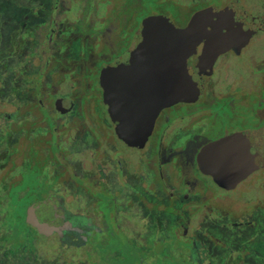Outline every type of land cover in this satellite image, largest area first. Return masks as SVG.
Here are the masks:
<instances>
[{"label": "flooded vegetation", "instance_id": "flooded-vegetation-1", "mask_svg": "<svg viewBox=\"0 0 264 264\" xmlns=\"http://www.w3.org/2000/svg\"><path fill=\"white\" fill-rule=\"evenodd\" d=\"M125 1L123 10L117 12L118 8H110L108 13L111 16L108 20L104 15L95 22L90 19V12L94 8L92 4H89L87 14L81 18L82 20H78V25L71 26L68 23L66 29L57 35V40L63 45L65 40L75 30H78L76 32H80V36L76 35L71 46L74 47L75 44L77 50H74L73 54L66 51L64 56L56 58L57 60L53 63L49 64L48 61L45 66L46 72L39 74L44 77L51 68L50 75H54L57 79V83L54 80V83L45 84V87L42 88L47 101L38 96L39 92L36 93L38 96L36 106L42 113L47 114L53 127H49L50 125L45 121L44 126H37L34 123L27 130L38 128L47 133V137L50 136L51 141L52 138H55V144L67 151L66 158L69 167L65 171L69 169L71 171L70 174L68 171L67 175L62 174L63 177L60 181L63 183L58 188L50 190L42 199L44 201L51 195H57L55 207L60 206L58 201L61 198L64 199L66 213L62 220L63 233L60 236L52 229L51 231L58 235L63 246L76 245L77 241L79 245L85 244L91 235L101 232L102 227L96 222L95 216L89 214L85 209L80 210L70 206L66 191L61 188L66 184L80 186L76 182L77 178L85 175L88 176V180L91 178L89 173L82 174L80 172L79 174L78 171H74V169L82 170L87 165L84 162L89 159L88 157L84 159V162L78 158L81 152L87 150L88 155L91 156L90 161L93 160V154L103 157L101 162H95L94 165L99 179V188L102 186L113 193L110 184V180L112 183L113 179L117 188L120 186L125 188L127 197L132 199V195L135 194L134 202H137L139 206L145 205L147 208L150 207L148 199L159 201L158 203L162 204V197L157 201L155 194L156 188H163V195H167L165 201L169 202L168 209L173 213L171 217V213L168 214L165 222L170 219L174 220L172 222L174 236L178 242H181L184 258L190 264H264V226H262L264 224V165L242 175L237 183L229 185L226 181L230 179L217 174L215 167L205 166L203 168L200 164V160H204V157L206 158L209 153L218 151L222 143L227 146L243 144L247 140L242 137L244 131L255 132L264 129L262 123L264 106L260 109L256 107L258 104L264 103V89L263 94L259 92L254 96L252 94L254 100L250 104L256 105L250 109L254 121L249 123L246 117L236 115L238 106L246 107L245 105H247V100L244 94H241V89L246 87L252 93L257 90L258 83L264 85V61L258 67L253 64V61L257 62L259 58L264 57V49L248 56L250 57L248 60L250 66L247 65L248 69L244 72L257 75L252 77L255 82L246 83L237 80L233 84L224 85L217 81L210 83L207 80L211 76H217L221 67L220 63L224 58L230 60V64L235 65L230 56H241L253 40L264 42V38L260 39V35L264 33V27L242 47L240 52L230 50L217 59L211 74L204 76V91L196 101L178 103L163 109L154 124L151 126L148 124L146 129L144 125L128 128L120 126L111 118V112L104 100L103 88L100 83L101 72L107 66L128 63L132 52L143 38V21L150 16L159 14L150 13L142 16L139 21L140 15L136 13L133 21L130 20V26L127 27L129 21L125 9L133 1ZM241 1L183 0L184 4L198 5L191 15L210 7L222 9L230 3H238L253 16L252 11L243 6ZM134 2L137 4V0ZM105 4L107 2L100 6L104 7ZM76 7L81 10L79 3H76ZM261 14L263 13H257L254 16ZM191 18L177 26L185 27ZM107 21L109 22L107 23ZM92 39L94 43L90 44ZM50 42H52L51 38ZM65 45L68 50V45ZM201 48L202 45L200 50ZM92 51L94 52L92 53ZM65 64L73 68L71 73H69L70 71L62 72ZM54 69L57 71L55 72ZM230 69L221 67L220 71H223L221 74H225L224 72ZM240 69L242 71V68ZM241 71L236 74L243 75ZM220 88H225L226 92L220 91ZM203 96L210 98L207 106L213 105L216 101L215 96L224 99V102L217 105L218 109L213 110L209 107L205 109L207 106L197 105ZM179 104L194 106L189 112L176 115V108ZM98 105L103 107V115H101ZM21 117V115L18 116L16 124L19 125L18 127L16 125L15 131L10 128L0 131V134L9 133L7 142L4 140L7 145H11V142L16 138L14 145L20 144V138H22L20 136L24 130L22 125L20 126ZM87 119L90 123L85 122ZM96 121L102 123V130L98 129ZM236 121L238 124L234 125ZM82 122L83 125L86 124L82 125V130L78 131V125ZM51 130L52 136L49 132ZM110 135L113 140L114 138L117 141L121 140L127 147L139 151L133 165L130 166V157L128 156V159L127 155L121 153L122 151L118 150L117 145L111 142ZM138 138H140L139 141ZM133 142L140 144L137 145ZM2 145L4 144L2 143ZM60 157L63 156L60 155ZM124 177H126V182L120 183L119 181ZM88 182L92 183L90 180ZM99 188H96V191ZM132 202L127 199L126 207H128V203L130 206ZM35 203L39 206L40 202ZM232 210L237 213L234 214ZM43 211L50 225V209H43Z\"/></svg>", "mask_w": 264, "mask_h": 264}, {"label": "rangeland", "instance_id": "rangeland-1", "mask_svg": "<svg viewBox=\"0 0 264 264\" xmlns=\"http://www.w3.org/2000/svg\"><path fill=\"white\" fill-rule=\"evenodd\" d=\"M38 1L34 11L31 15L25 16V21L21 22L15 33L12 34L10 41L9 34L14 24L13 20L21 19L22 9L24 7L31 8V6L25 5L30 3L32 5L35 0H14L15 6L12 7L8 4L2 6V9L7 6L4 12L9 18L0 15V34L2 35L0 36V131L9 128L15 131L20 115L22 116L20 126L22 125L26 131L22 130L20 136L22 138H20L21 142L18 146L14 145L17 138L11 142V145L4 142V140L6 142L8 140V132L0 134V264L6 261L5 257L16 258L17 261L24 259L26 262L38 259L42 264H190L184 258L181 242H178L174 236L172 225L174 220L170 219L165 222L168 214L171 213V217L173 213L168 209L169 202L165 201L167 195H163V188H156L155 194L157 201L162 197V204L158 203L159 201L148 199L150 201L149 208L145 205L139 206L137 202H134L135 194L132 195V199L127 197L125 188L121 186L117 188L113 179L112 183L110 180L113 193L102 186L99 188V179L94 165L95 162H101L103 157L93 154V160L90 161L91 156L88 155L87 150L78 155V158L83 162L84 159L89 158L84 162L87 165L82 170L74 169V171H78L79 174L80 172L91 174L89 180L92 183L89 184L88 176L85 175L77 178L76 182L80 186L66 184L61 188L66 191L70 206L80 210L85 209L89 214L95 216L96 222L102 227L101 232H95L85 244L79 245L77 241L76 245L63 246L58 235L51 231L43 208H40L35 202L43 201L42 199L50 190L58 188L63 183L60 181L63 177L62 174L67 175L66 172L68 171L70 174L71 171H69L70 169L65 171L69 167L66 158L67 151L55 144V138H52L51 141V137H47V133L38 128L27 130L34 123L37 126H44L45 121L50 125L49 127H53L47 114L42 113L36 105L38 96L47 101L46 95L42 91L45 84H52L55 81L57 83V79L54 75H50L51 68L44 77L39 74L46 72L45 66L48 61L49 64L53 63L57 60L56 58L64 56L66 51L73 54L74 50H77L75 44L74 47L71 46L76 35L80 36V32H76L78 30H75L63 45L57 40V35L66 29L68 23L71 26L78 25V20H82L81 18L87 14L89 4H92L94 8L90 12V19L95 22L104 15L108 20L111 16L108 13L110 8H118L117 12L123 10L126 1ZM128 1L133 2L125 9L129 21L127 27L130 26V20L136 16V13L140 15L139 21L142 16L156 13L168 16L176 25H181L185 20L191 18L193 15L191 13L198 7L197 4H184L183 0H137V4L134 0ZM105 2L107 4L104 7L100 6ZM76 3L80 4L81 10L77 9ZM240 3L251 10L254 15L264 13V0H242ZM50 38L52 42H50ZM263 38L264 33L260 35V39ZM91 41L90 44H93V39ZM65 44L68 45V50ZM263 49L264 42L253 40L241 56H230L235 65L230 64V60L224 58L220 66L231 69L225 71V74H221L223 71H220V67L217 76L209 77L208 82L217 81L224 85L233 84L237 80L246 83L255 82L252 77L257 75L246 74L244 71L248 69L247 65L250 66L248 64L250 57L248 56ZM263 61L264 57L259 58L257 62L253 61V64L258 67ZM56 69H54L55 72ZM67 71L71 73L73 68L65 64L62 72L66 73ZM240 71L243 75L236 74ZM258 84L256 85L258 91L255 90L252 93L246 87L241 89V94H244L247 105H245L246 107L238 106L236 115L246 117L249 123L255 120L250 110L256 106L254 103L250 104L254 100L252 94L253 96L257 92L263 94L264 85ZM219 90L226 92L225 88ZM37 92H39L38 96H36ZM215 97L216 101L211 106H207L210 98L206 96H203L197 105L207 106L205 109L208 107L213 110L218 109L217 105L223 103L224 99ZM193 106L179 104L176 108V115L189 112ZM263 106L264 103L258 104L256 107L260 109ZM98 107L103 115V107L101 105ZM96 120L99 119L96 118ZM85 122L90 123L88 119ZM262 123L264 124V120ZM237 124L236 121L234 125ZM80 125H78V131L82 130L83 122ZM96 125L98 129L102 130V123L96 121ZM49 132L51 134L52 130ZM109 138L117 145L118 150L122 151L121 153L127 155L128 159L130 157V166L133 165L139 151L127 147L123 141H117L114 137L113 140L111 135ZM139 140L140 138H138ZM133 143L140 144L139 142ZM119 182H126V177ZM164 187L166 188V186ZM96 188L99 189L96 191ZM127 199L133 201L130 206L128 203V207L125 205ZM232 212L237 213L233 210ZM96 214L98 215L96 216Z\"/></svg>", "mask_w": 264, "mask_h": 264}, {"label": "water", "instance_id": "water-1", "mask_svg": "<svg viewBox=\"0 0 264 264\" xmlns=\"http://www.w3.org/2000/svg\"><path fill=\"white\" fill-rule=\"evenodd\" d=\"M251 16L238 3H230L222 9L196 12L183 28L164 15L146 18L143 38L129 62L107 66L101 72L112 120L123 127L144 125L146 129L163 109L196 101L204 91V76L212 72L217 59L230 50L240 52L264 27V13ZM242 134L245 143H222L218 151L200 160L203 168L215 167L217 174L227 176L229 185L264 165V129ZM57 198L51 195L39 206L50 209L49 226L61 236L66 208L62 198L60 206H54Z\"/></svg>", "mask_w": 264, "mask_h": 264}, {"label": "trees", "instance_id": "trees-1", "mask_svg": "<svg viewBox=\"0 0 264 264\" xmlns=\"http://www.w3.org/2000/svg\"><path fill=\"white\" fill-rule=\"evenodd\" d=\"M13 1L14 0H0V15H2L3 17H5L7 19L9 18L7 16V14L4 12V10L7 6L4 7V9H2V6H5L8 4L9 6L13 7V6H15V4H13ZM38 2H39L38 0H35V3H33L32 5H31V3L29 5L28 4L25 5V6H31V8L24 7L25 9L24 8L22 9L23 13H22L21 19H18V20L14 19L13 20L14 24L12 25V28H11V31L9 34V41L11 40L12 34L15 33L16 29L21 24V22L25 21V16L31 15V13L34 11L33 9ZM0 30H1V28H0ZM0 36H2V35L0 34ZM20 253H21V251H20ZM5 258H6V261H4L3 264H42L41 261H39L38 259H34V261H27L26 262V261H24V259L19 260V258H18L19 261H17L16 258L15 259H10L9 257H5Z\"/></svg>", "mask_w": 264, "mask_h": 264}]
</instances>
